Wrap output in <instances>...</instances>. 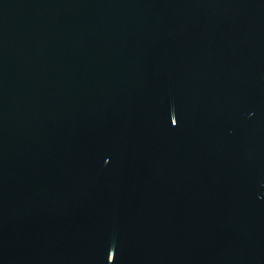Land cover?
I'll return each mask as SVG.
<instances>
[{
  "label": "water",
  "instance_id": "1",
  "mask_svg": "<svg viewBox=\"0 0 264 264\" xmlns=\"http://www.w3.org/2000/svg\"><path fill=\"white\" fill-rule=\"evenodd\" d=\"M0 264H264V0H0Z\"/></svg>",
  "mask_w": 264,
  "mask_h": 264
}]
</instances>
